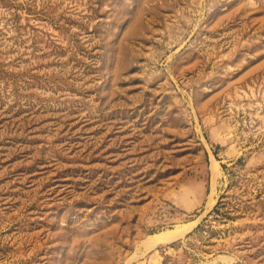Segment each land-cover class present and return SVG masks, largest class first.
<instances>
[{"label":"rangeland","instance_id":"1","mask_svg":"<svg viewBox=\"0 0 264 264\" xmlns=\"http://www.w3.org/2000/svg\"><path fill=\"white\" fill-rule=\"evenodd\" d=\"M0 264H264V0H0Z\"/></svg>","mask_w":264,"mask_h":264},{"label":"bare ground","instance_id":"2","mask_svg":"<svg viewBox=\"0 0 264 264\" xmlns=\"http://www.w3.org/2000/svg\"><path fill=\"white\" fill-rule=\"evenodd\" d=\"M162 232V231H161ZM170 232V231H169ZM172 232H174V231H172ZM169 234V233H168ZM176 235V234H175ZM174 237H176V236H174ZM158 238H163V237H160V235H159V237ZM161 240V239H160ZM146 243V242H145Z\"/></svg>","mask_w":264,"mask_h":264}]
</instances>
